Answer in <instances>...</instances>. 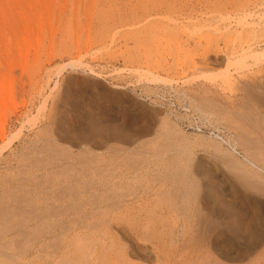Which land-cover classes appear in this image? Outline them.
<instances>
[{
    "label": "rangeland",
    "instance_id": "1",
    "mask_svg": "<svg viewBox=\"0 0 264 264\" xmlns=\"http://www.w3.org/2000/svg\"><path fill=\"white\" fill-rule=\"evenodd\" d=\"M121 259L264 264V0H0V264Z\"/></svg>",
    "mask_w": 264,
    "mask_h": 264
},
{
    "label": "bare ground",
    "instance_id": "2",
    "mask_svg": "<svg viewBox=\"0 0 264 264\" xmlns=\"http://www.w3.org/2000/svg\"><path fill=\"white\" fill-rule=\"evenodd\" d=\"M10 105V104H9ZM7 107V106H6ZM7 109V108H6ZM245 161H246V163H247V165L249 164L251 167H253V168H257L256 166H255V164L250 160V159H247L246 157L245 158H243ZM115 259V258H114ZM113 260V259H112ZM117 260H118V258H117ZM122 260V259H121ZM115 261V260H114ZM123 261V260H122ZM122 261L121 262H119V263H122ZM109 262H111L110 260H109ZM108 262V264H111V263H109ZM124 262H126L127 263V261H123V263ZM113 263H115V262H113ZM126 263H124V264H126ZM129 264V263H128Z\"/></svg>",
    "mask_w": 264,
    "mask_h": 264
}]
</instances>
